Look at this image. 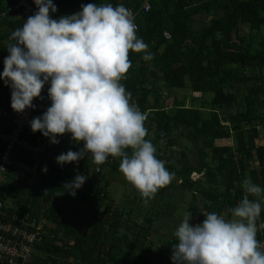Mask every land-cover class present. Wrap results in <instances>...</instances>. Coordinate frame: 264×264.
Returning a JSON list of instances; mask_svg holds the SVG:
<instances>
[{
    "label": "trees",
    "instance_id": "1",
    "mask_svg": "<svg viewBox=\"0 0 264 264\" xmlns=\"http://www.w3.org/2000/svg\"><path fill=\"white\" fill-rule=\"evenodd\" d=\"M53 3L57 11L50 16L58 19L89 3L123 4L138 10L142 1ZM12 4V0H0L2 57L9 55L12 32L24 24L22 12L12 11ZM150 5L135 22L137 36L149 45L147 51L154 58L144 60L143 53L130 51L131 67L121 83L131 93L130 102L146 117V139L154 144L156 156L174 178L145 203L121 173L120 157L109 156L97 165L89 154L78 162L59 165L56 158L60 154L83 148L70 134L61 140L57 137L58 144L48 139L43 154L20 152L17 159L36 166L38 180L33 186L25 185L16 171L9 170L1 199L15 205L7 212L26 214L43 224L44 233L33 245L28 264H173L174 233L186 213L195 215L197 224L211 212L230 219L231 210L246 194V179L264 188V0H150ZM3 69L0 64V73ZM48 87L45 84L41 92L46 98ZM177 89H188L192 100H178L172 95ZM11 91L0 80V105L11 107ZM207 94L212 95L211 100ZM178 130L180 135L174 136ZM22 138L36 144L42 140L28 131ZM228 139L234 145L216 146L217 141ZM189 143L191 149L186 146ZM193 154L195 163L188 160ZM201 173L203 179L192 180L193 174ZM77 174L88 179L72 196L64 185ZM110 174L122 180L125 208L113 206ZM176 189L192 200L201 195L202 209L191 202L182 215L183 195L167 192ZM249 198L264 202L261 197ZM174 202L176 205H170ZM161 210L165 211L160 217ZM156 219L170 236L162 251L153 249L150 241L158 228ZM84 220H89L87 231L82 229ZM255 223L262 227L257 229V239L264 251V207Z\"/></svg>",
    "mask_w": 264,
    "mask_h": 264
},
{
    "label": "clouds",
    "instance_id": "2",
    "mask_svg": "<svg viewBox=\"0 0 264 264\" xmlns=\"http://www.w3.org/2000/svg\"><path fill=\"white\" fill-rule=\"evenodd\" d=\"M34 3L38 11L9 38V55L0 73V80L12 90L11 108L22 113L34 107L33 100L49 84L51 104L31 121L32 131L53 144L66 133L83 144L79 151L60 154L57 163L78 162L90 154L101 165L109 156L120 157L121 173L147 203L174 173L156 156V147L146 139V117L130 102L131 93L121 83L131 67L130 51L143 53L144 60L154 58L137 36L133 12L123 4L89 3L54 19L53 0ZM87 178L77 174L64 189L75 196ZM243 187L246 194L231 210L230 219L211 212L193 226L192 214L186 213L174 233L173 264H264L255 223L262 204L249 198H264V188L248 179Z\"/></svg>",
    "mask_w": 264,
    "mask_h": 264
},
{
    "label": "built area",
    "instance_id": "3",
    "mask_svg": "<svg viewBox=\"0 0 264 264\" xmlns=\"http://www.w3.org/2000/svg\"><path fill=\"white\" fill-rule=\"evenodd\" d=\"M142 3L138 10L130 9L135 17L139 13L148 12L151 8L150 0H141ZM12 11H21L25 21L37 11L34 0H12ZM136 23V22H135ZM137 24V23H136ZM138 29V26H137ZM167 39L168 34L164 35ZM5 57L0 55V64L4 65ZM49 98L42 95L33 100L34 107L25 109L22 113H17L7 105H0V264H28L32 259L33 245L41 240L43 235V224L29 215H18L15 212H7L3 205L1 196L2 186L6 182V175L9 170L16 171L24 180V184L33 186L38 180L36 166H29L17 159L20 152L32 155L44 153L47 140L41 132H33L31 121L43 113L50 106ZM30 132L41 138L39 144L33 143L28 139L22 138L24 132ZM65 134L59 136L64 139ZM258 226L257 229H261Z\"/></svg>",
    "mask_w": 264,
    "mask_h": 264
},
{
    "label": "rangeland",
    "instance_id": "4",
    "mask_svg": "<svg viewBox=\"0 0 264 264\" xmlns=\"http://www.w3.org/2000/svg\"><path fill=\"white\" fill-rule=\"evenodd\" d=\"M205 19V18H204ZM206 20V19H205ZM262 72L264 73V69H262ZM255 81V82H254ZM253 82H254V84L255 85H257V84H259V81H256V80H254ZM165 92V91H164ZM192 92H190L188 89H177V90H174L173 92H172V95L173 96H175L178 100H186V101H190V100H192ZM206 98L208 99V100H211L212 99V95L211 94H207L206 95ZM178 136V135H180V130H178L175 134H174V136ZM181 140V143L183 142L182 141V139H180ZM232 145H234V142H233V140L232 139H228V140H221V141H217L216 142V146H218V147H221V146H226V147H231ZM188 148H192V147H190V143L189 144H187L186 145ZM175 150H176V153H177V151H178V149H179V147L177 146V147H175L174 148ZM190 153H192V152H190ZM188 160L191 162H193V163H195V162H197V158L195 157V155L193 154V156L192 157H188ZM198 165H200V164H198ZM103 171H104V173L106 172V170H104L103 169ZM204 175V174H203ZM203 175L202 174H200V175H198V174H193L192 175V180L194 181V180H198L199 181V179L201 180V179H203ZM108 177V181H109V183H110V187H109V190H110V193H111V195H112V199H113V201H114V208H125L126 206H125V204H126V199H125V197H124V194H125V187H124V185L122 184V180H121V178L118 176V175H116V174H110L109 176H107ZM88 179V178H87ZM168 193H174V194H176L177 192L178 193H180L179 195H183V198H182V201H180V208L182 207V206H184L183 207V209H182V211H183V213H182V215L183 214H185V212H186V209H187V207H188V204L189 203H193L199 210H201L202 209V202H201V199H202V196L201 195H197V197H198V199H194V200H192V198H191V196L188 194V193H181V191H179L178 189H176V190H169V191H167ZM259 200H260V202H261V204L263 203L264 204V202L262 201V199H260V198H258ZM10 202H11V204L13 205V206H15L14 204H13V202H12V200H10ZM156 204V203H155ZM154 204V205H155ZM262 204V205H263ZM170 205H176V203L174 202L173 204H170ZM173 206H171V207H173ZM262 207H264V206H262ZM162 211H165V210H161V212L159 213V216L161 217L162 216ZM88 223H89V220H84L83 221V227H82V229H83V231H87V228H88ZM171 223H173V222H171ZM161 224V223H160ZM190 224L191 225H193V226H195L196 224H197V218H196V216L195 215H192V219L190 220ZM156 226L158 227L157 228V230H156V232H153V234L150 236V241L153 243V249H155L156 251H162L163 249L165 250L166 249V245L167 244H169V242H170V236L167 234V233H165L166 231L164 230V228H165V226L164 225H159V222L157 221V219H156ZM162 237V238H161ZM167 242V243H166ZM166 254H164V256H165ZM164 261H166L165 260V258H164Z\"/></svg>",
    "mask_w": 264,
    "mask_h": 264
},
{
    "label": "water",
    "instance_id": "5",
    "mask_svg": "<svg viewBox=\"0 0 264 264\" xmlns=\"http://www.w3.org/2000/svg\"><path fill=\"white\" fill-rule=\"evenodd\" d=\"M199 167H200V165H199ZM3 205H4V207L7 208V209H13V205H12L11 202L8 201V200L4 201V202H3Z\"/></svg>",
    "mask_w": 264,
    "mask_h": 264
}]
</instances>
